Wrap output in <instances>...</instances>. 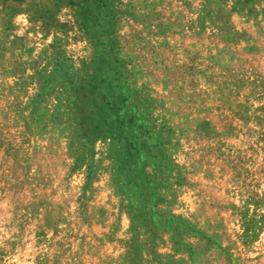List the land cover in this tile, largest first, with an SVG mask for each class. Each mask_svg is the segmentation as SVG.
<instances>
[{
  "label": "rangeland",
  "instance_id": "1",
  "mask_svg": "<svg viewBox=\"0 0 264 264\" xmlns=\"http://www.w3.org/2000/svg\"><path fill=\"white\" fill-rule=\"evenodd\" d=\"M0 264H264V0H0Z\"/></svg>",
  "mask_w": 264,
  "mask_h": 264
},
{
  "label": "trees",
  "instance_id": "2",
  "mask_svg": "<svg viewBox=\"0 0 264 264\" xmlns=\"http://www.w3.org/2000/svg\"><path fill=\"white\" fill-rule=\"evenodd\" d=\"M119 115H116V119H115V121L117 122V123H119ZM89 131H90V129H89ZM91 133H93V132H91ZM94 134V133H93Z\"/></svg>",
  "mask_w": 264,
  "mask_h": 264
}]
</instances>
